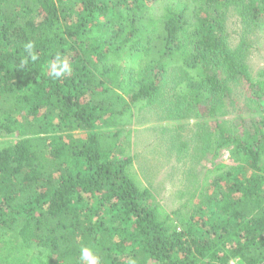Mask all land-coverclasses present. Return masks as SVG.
Masks as SVG:
<instances>
[{"label":"trees","instance_id":"1","mask_svg":"<svg viewBox=\"0 0 264 264\" xmlns=\"http://www.w3.org/2000/svg\"><path fill=\"white\" fill-rule=\"evenodd\" d=\"M261 19L264 0H0V264H86L85 246L100 264H264V69L247 63ZM156 102L196 118L212 157L169 212L123 129Z\"/></svg>","mask_w":264,"mask_h":264},{"label":"rangeland","instance_id":"2","mask_svg":"<svg viewBox=\"0 0 264 264\" xmlns=\"http://www.w3.org/2000/svg\"><path fill=\"white\" fill-rule=\"evenodd\" d=\"M227 15L230 42L235 44L242 32L241 23L231 9ZM247 41L250 44L247 63L250 72L256 73L264 69L263 19L247 33ZM158 99V102L162 100ZM158 102L138 109L133 123L123 129L131 130L127 149L133 158V172L150 189L161 209L169 212L192 194L206 168L210 167L212 157L211 153H202L203 142L195 136L196 118L170 119L169 106ZM229 114L232 116V109ZM73 133L77 138H85L81 129H75ZM8 138L13 140L12 136ZM216 161L231 164L233 157L223 149Z\"/></svg>","mask_w":264,"mask_h":264},{"label":"clouds","instance_id":"3","mask_svg":"<svg viewBox=\"0 0 264 264\" xmlns=\"http://www.w3.org/2000/svg\"><path fill=\"white\" fill-rule=\"evenodd\" d=\"M25 51L29 54L32 60L37 59L36 53L33 51L34 44L29 41L25 44ZM23 63V61H22ZM51 73L54 77H61L66 72H71V65L66 59H62L60 54L57 53L54 62L51 63ZM80 259L86 264H100V258L95 255L89 247H82L80 250ZM129 264H135L134 261H129ZM232 264H239L238 261H233Z\"/></svg>","mask_w":264,"mask_h":264},{"label":"built area","instance_id":"4","mask_svg":"<svg viewBox=\"0 0 264 264\" xmlns=\"http://www.w3.org/2000/svg\"><path fill=\"white\" fill-rule=\"evenodd\" d=\"M233 261H238L239 264H244L241 262V260L238 258V257H233V258H230L226 263L224 264H232Z\"/></svg>","mask_w":264,"mask_h":264}]
</instances>
